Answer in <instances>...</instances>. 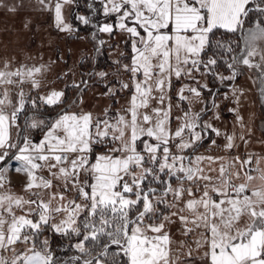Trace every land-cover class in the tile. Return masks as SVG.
Listing matches in <instances>:
<instances>
[{"label":"snow or ice","instance_id":"6c2138e0","mask_svg":"<svg viewBox=\"0 0 264 264\" xmlns=\"http://www.w3.org/2000/svg\"><path fill=\"white\" fill-rule=\"evenodd\" d=\"M72 2L55 3L61 31H72L62 14L64 5ZM40 3L52 10L45 0ZM100 3L105 17L115 16V27L130 41L132 56L123 67L132 83L120 84L122 90H130L121 113L101 119L61 108L52 120L39 118L38 111L28 116L26 103L33 110L39 106L36 100L26 101L23 85L39 89L35 77L42 69H12L7 62L0 68V162H19L15 170L25 175L24 191L30 197L5 189L7 168L0 169V189H5L0 194V264H176L173 241L165 231L166 224L175 223L172 217L180 221L184 235L201 230L195 243L197 249L205 248L202 259L207 264H264V168L259 165L264 157L254 168L252 155L235 157L220 166L217 177L207 174L201 165L215 158L194 153L211 125L201 127L200 115L187 111L173 130L168 95L173 77L190 76L201 68L218 75L223 53L230 54L226 66L231 75L220 80H234L239 65L256 69L264 94V0ZM0 7L17 10L2 0ZM250 14L258 18L250 20ZM78 18L84 25L90 23L84 16ZM246 21L252 26L246 28ZM218 30L238 34L243 40L240 50L216 39ZM99 31L111 35L113 24L105 23ZM13 87L19 88L17 105L9 95ZM187 90L201 95L196 88ZM184 91L180 100L188 99ZM64 97L63 91L53 90L38 99L56 107L65 103ZM8 107L10 113L5 111ZM22 112L25 122L13 141L12 128L20 127L16 121ZM29 130H39L42 138L34 140ZM226 139L230 150L235 138ZM188 149L192 151L186 153ZM54 187L61 190L51 191ZM186 194L190 199L180 207ZM173 208L176 211H170ZM185 211L190 216L182 215ZM57 216L63 218L56 222ZM46 231L75 240L72 247L80 255L62 261L49 239L41 240ZM18 245L25 246L22 253ZM113 245L116 250L109 252Z\"/></svg>","mask_w":264,"mask_h":264},{"label":"rangeland","instance_id":"374dc122","mask_svg":"<svg viewBox=\"0 0 264 264\" xmlns=\"http://www.w3.org/2000/svg\"><path fill=\"white\" fill-rule=\"evenodd\" d=\"M2 2L16 5L17 10L10 12L7 8L0 7V68H3L6 62L11 64L12 69L24 65L28 68H41V73L35 77L40 81V86L55 84L53 87L44 89L43 95L46 96L53 90L66 92L67 95L69 91L71 93L70 98L68 97L70 101L65 102L67 105L64 103L58 108H66L64 110L70 112H89L94 118L103 119L106 114L111 116L114 113H121L128 106L130 90L120 88L121 83L130 85L132 83L129 73L123 67L130 63L132 54L130 53L128 34L120 32L115 27V16L106 17L103 22L100 20L101 17H105L100 0H73L71 4L64 5L62 14L65 23L71 26V32L61 31L56 27L54 6L57 0H45V4L50 5L52 10L41 4L40 0H2ZM88 12H101L102 16L94 17L92 20L89 18ZM80 16L88 18L90 23L84 25L78 18ZM257 18L250 14V20ZM105 23L113 24V34L99 31V27ZM251 26L246 21L245 27ZM216 39L231 44L237 52L240 50L238 45H243V40L238 34L226 33L221 30L217 31ZM228 61H230V54L223 53L222 58L218 61V75L216 76L210 73L206 74L205 69L196 71V78H205L203 79L205 83L196 78L191 79L199 82L197 83L198 88L200 90L203 88L205 91L204 102L206 105L199 114H202L206 109L207 111L205 114L203 113L199 123L201 127L204 124L211 125L210 128L204 129L202 133L204 138L194 155L215 158L214 163L209 164L205 160L201 165L205 172L214 178L219 175L220 166L227 165L235 157L245 159L252 155L253 168L256 160L264 157V94L261 93L262 85L258 78L259 73L256 69H248L239 65L237 66L239 74L236 78L222 82L220 76L231 75L226 66ZM101 72L106 75L101 77L99 75ZM87 78L88 82L86 83ZM185 80V77L179 81L172 79L171 90L168 93L172 102L173 122L171 127L173 130L182 123L185 112L190 111L187 104L181 101L177 102L178 93L174 95L175 90L179 88L178 83ZM188 81L190 82V79L186 80V82ZM74 85H79V87ZM204 85L207 87L205 88ZM27 87H29V91L30 88H34L30 83L28 86L25 83L23 91ZM187 87L189 85L184 84V88ZM81 88H86V90L80 97L78 93ZM18 91L19 88L15 87L9 89L13 105L18 104ZM112 91L116 92L115 96L111 94ZM35 96L33 94L29 101L36 100ZM37 104L38 110H33L30 103L25 105L28 116H31L34 111H38L39 115L42 113L49 115L46 117L47 120L56 116L55 110L58 108L50 109L49 106L43 105L41 102H37ZM154 106H157L155 102ZM191 113L198 114V112ZM39 118L41 117L39 116ZM18 122L21 131L25 122V113H20ZM213 128L220 134L217 135L212 131ZM200 130L201 128H197V131ZM29 132L36 141L42 138V133L39 130H29ZM228 136L235 138L234 147L230 150L225 147ZM191 151L188 149L186 153ZM259 165L264 168V159L259 160ZM42 174L45 177L49 176L47 171ZM174 185L179 186L175 183ZM188 186L185 184V187ZM56 190L59 192L61 189L56 187ZM71 198L72 196L69 195L68 199ZM188 199L190 197L186 194L179 206L183 207ZM169 202L172 201L169 200ZM170 211H176V209L173 208ZM182 215L190 216V213L185 211ZM62 218V216H57L56 220ZM172 219L175 220V223L166 224L165 231L170 234L173 241L171 245L172 258L176 264H207V261L202 259L205 248L197 249L195 243L201 230L184 235L180 221L176 217H172ZM188 226L191 227V225ZM45 237L49 239L55 255L62 261L80 255L72 247L75 240L70 241L51 231H46L41 240ZM113 250H116L114 245L109 248V252ZM189 251H191V256L188 255ZM99 259L104 260L105 258L99 257Z\"/></svg>","mask_w":264,"mask_h":264},{"label":"crops","instance_id":"0c3cea01","mask_svg":"<svg viewBox=\"0 0 264 264\" xmlns=\"http://www.w3.org/2000/svg\"><path fill=\"white\" fill-rule=\"evenodd\" d=\"M128 43H130L129 40H128ZM130 53H132V52H130ZM131 56H132V54H131ZM195 73H196V71H193L190 76H182L180 78V79H183L185 77L186 80L190 79V82L189 81L186 82V80H185V81H182L181 83H178L179 88L177 90H175L174 95H176V93H178L177 102L181 101V102L187 104L190 112H198V114H199V112H201V110H203L205 108V105H206L205 102H204V100H205L204 92L205 91H204L203 88L201 90L198 88L197 83H199V82L194 81V80H193L194 81L193 82L191 80L193 78L194 79L196 78V74ZM173 79H176V78L173 77ZM196 79L198 81H202L203 83H205V81L203 80L205 78L198 77ZM176 80L179 81V79H176ZM186 83H187V85H189V87L184 88V84H186ZM26 86H28V83H26ZM51 86L53 87V86H55V84L54 83H51V85L50 84L49 85L47 84L45 86H40L39 89H36V88L35 89L34 88L32 89V88H30V91L28 90L29 87L25 88L24 89V93H25V99H26V101H29L30 100V97H32L33 94H34V95H36L35 96L36 101L39 103L40 101H39L38 97L44 96L43 95L44 89H47V88H49ZM190 88H196V89H198L200 91V93H201L200 97H196L193 93L189 92L187 89H190ZM181 89H185V91L183 92V95L186 96V97H188L187 100H180L179 99V95H180ZM64 93L66 95V92H64ZM214 96H213V98H214ZM171 104H172V102H171ZM49 107H52V106H49ZM5 111L10 113L12 111V108L5 109ZM206 111H207V109L204 110L203 113L205 114ZM203 113L202 114H199L200 117L203 116ZM39 116L41 118H46L47 117V116L44 117V115H39ZM55 117L52 118V119H55ZM16 123L18 125H20V123L18 122V120L16 121ZM19 132H20V127L19 128H17V127H13L12 128L13 141L16 140L17 133H19ZM11 155H12V153L9 154L10 157H11ZM16 167H19V162L18 161H15L14 159H11V158L7 159L4 162H0V169L7 168V171L5 172V176H6V179H7L8 183L5 184V189L10 190L15 195H21V196H24L26 199H28L30 197H29L28 193H26L24 191V186L26 184V177H25L24 174L17 172L15 170ZM173 187H176V186L174 185ZM5 189H0V194H2L5 191ZM51 191H55L56 192L57 191L56 190V187H54ZM45 199H47V194H45ZM17 214L19 215L21 213L18 211ZM56 222H59V220H56ZM24 250H25V246H23V245H18L17 246V252L18 253H22ZM5 255H10V254L6 253Z\"/></svg>","mask_w":264,"mask_h":264},{"label":"trees","instance_id":"16d2710c","mask_svg":"<svg viewBox=\"0 0 264 264\" xmlns=\"http://www.w3.org/2000/svg\"><path fill=\"white\" fill-rule=\"evenodd\" d=\"M100 13L101 12H95V13H91V12H88V15H89V18L90 19H92V20H94V17H100V16H102V14L100 15ZM102 19H100V20H102V22L105 20V18L106 17H101ZM219 31V30H218ZM221 31H223V30H221ZM223 32H225V31H223ZM83 90V91H82ZM86 90V88H81V91H79V96L81 97V96H83L84 95V91ZM82 94V95H81ZM70 95H71V93L68 91L67 92V95H66V98H65V102H68V101H70ZM69 97V98H68ZM72 103V102H71ZM65 105H67L66 103H65ZM52 108H58V106H56V107H50V109H52ZM63 109H65V108H63ZM61 110V108L59 107L57 110H55V115H57V113L59 112ZM42 115H44V116H49V115H46L45 113H42ZM54 117V116H53Z\"/></svg>","mask_w":264,"mask_h":264},{"label":"water","instance_id":"95a60500","mask_svg":"<svg viewBox=\"0 0 264 264\" xmlns=\"http://www.w3.org/2000/svg\"><path fill=\"white\" fill-rule=\"evenodd\" d=\"M88 82V78L86 79V83ZM66 109V108H65Z\"/></svg>","mask_w":264,"mask_h":264},{"label":"built area","instance_id":"2783aa9c","mask_svg":"<svg viewBox=\"0 0 264 264\" xmlns=\"http://www.w3.org/2000/svg\"><path fill=\"white\" fill-rule=\"evenodd\" d=\"M201 69H203V68H201ZM252 167V166H251Z\"/></svg>","mask_w":264,"mask_h":264}]
</instances>
